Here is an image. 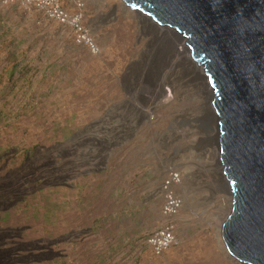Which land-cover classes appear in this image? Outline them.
Returning a JSON list of instances; mask_svg holds the SVG:
<instances>
[{"label": "rangeland", "instance_id": "1", "mask_svg": "<svg viewBox=\"0 0 264 264\" xmlns=\"http://www.w3.org/2000/svg\"><path fill=\"white\" fill-rule=\"evenodd\" d=\"M3 1L0 182L19 194L0 212V241L15 252L0 264H240L220 239L230 196L210 92L179 43L120 0H60L93 52L21 0ZM170 171L176 244L154 255L144 239L165 221Z\"/></svg>", "mask_w": 264, "mask_h": 264}, {"label": "water", "instance_id": "2", "mask_svg": "<svg viewBox=\"0 0 264 264\" xmlns=\"http://www.w3.org/2000/svg\"><path fill=\"white\" fill-rule=\"evenodd\" d=\"M188 39L212 90L214 139L231 195L224 253L264 264V0H121Z\"/></svg>", "mask_w": 264, "mask_h": 264}, {"label": "built area", "instance_id": "3", "mask_svg": "<svg viewBox=\"0 0 264 264\" xmlns=\"http://www.w3.org/2000/svg\"><path fill=\"white\" fill-rule=\"evenodd\" d=\"M13 0H4V3ZM21 5L28 9H36L42 12L48 19L68 27L77 44L87 47L91 51H96L93 39L89 31L81 23V15L77 12L68 15L62 8L60 0H21ZM180 183L179 175L170 171L167 178L162 183L163 204L161 214L165 221L161 227L147 235L145 244L152 250L154 255H161L165 250L176 244L174 234L173 218L181 208V201L172 191L174 185Z\"/></svg>", "mask_w": 264, "mask_h": 264}, {"label": "bare ground", "instance_id": "4", "mask_svg": "<svg viewBox=\"0 0 264 264\" xmlns=\"http://www.w3.org/2000/svg\"><path fill=\"white\" fill-rule=\"evenodd\" d=\"M120 2H121V0H120ZM122 3V2H121ZM128 8V7H127ZM129 9V8H128ZM130 10V9H129ZM132 11V10H131ZM134 13H136V14H138V15H141V17H143L145 20H147V21H150L151 23H152V25H154V26H156L157 28H159V30L160 31H162V33L163 34H166V35H170L171 36V39H170V42L173 44V45H175V44H177V42L179 43V45H178V47L176 48L177 50L178 49H180L181 50V53L183 52V53H185L186 52V54H187V58H188V64H189V66H190V70L192 71V73H199L198 71H200V68L202 69V65H197V63L195 62V61H192L191 60V57H190V49L188 48V46H187V42H188V39H186V38H184V37H182L180 34H178L176 31H174V30H172V29H170V28H168V27H158L157 25H155L150 19H148L145 15H143L142 13H139V12H137V11H133ZM164 38V37H163ZM177 50H175V52L177 53L178 51ZM179 53V56H180V52H178ZM117 56H118V54H117ZM195 62V63H194ZM203 71V70H202ZM202 71H201V73H202ZM203 74H204V72H203ZM203 78H204V80L206 81V87H207V90H208V92H210V100L212 101V90H211V88H210V85H209V82H208V80H207V77L205 76V74L202 76ZM211 101H210V108L212 109V113H213V116H214V119L216 118V115H215V113H214V110H213V107H212V105H211ZM213 122H214V120H213ZM218 151V150H217ZM218 154V153H217ZM218 156V155H217ZM217 162H218V164L220 165V162H219V160H218V158H217ZM220 167H221V165H220ZM221 176H222V179L224 180V183H225V185H226V190H227V192L229 191V189H228V185L226 184V182H225V179H224V176H223V174H222V170H221ZM230 196V208H231V195H229ZM230 208H229V211H230ZM223 223V222H222ZM220 227H221V225H220ZM220 239H221V241H222V237H221V235H220ZM223 242V241H222ZM223 249H224V246H223ZM223 252H224V250H223ZM224 254H226V253H224ZM232 258V257H231ZM233 259V258H232ZM238 263V262H237ZM241 264V263H240Z\"/></svg>", "mask_w": 264, "mask_h": 264}, {"label": "trees", "instance_id": "5", "mask_svg": "<svg viewBox=\"0 0 264 264\" xmlns=\"http://www.w3.org/2000/svg\"><path fill=\"white\" fill-rule=\"evenodd\" d=\"M5 180L6 179L0 182V212H5L12 208L14 205H11L10 203L14 202L13 199L16 198L19 194L18 191L14 190L13 185L11 184L12 182L9 184H4ZM10 243L8 244L6 243V241H0V259H2L3 257L1 256L6 253L8 254V257L10 256V254H15L13 250L11 251L9 249V247L12 246L14 243H12V241Z\"/></svg>", "mask_w": 264, "mask_h": 264}, {"label": "crops", "instance_id": "6", "mask_svg": "<svg viewBox=\"0 0 264 264\" xmlns=\"http://www.w3.org/2000/svg\"><path fill=\"white\" fill-rule=\"evenodd\" d=\"M8 216L5 218V222L3 223V224H6V226L7 224H9V221H10ZM0 227H2V224H0Z\"/></svg>", "mask_w": 264, "mask_h": 264}]
</instances>
